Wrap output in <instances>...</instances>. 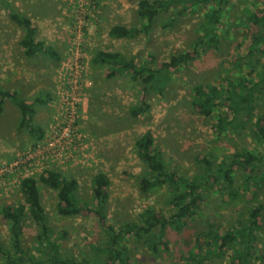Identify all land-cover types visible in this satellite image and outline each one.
<instances>
[{"label":"rangeland","instance_id":"rangeland-1","mask_svg":"<svg viewBox=\"0 0 264 264\" xmlns=\"http://www.w3.org/2000/svg\"><path fill=\"white\" fill-rule=\"evenodd\" d=\"M17 10L32 20L36 37L51 45L58 53L54 59L38 54L27 57L19 45L22 28L13 22L0 0V87L16 90L20 96L33 99L41 96L44 103L35 104L34 123L43 128L40 139H34L24 127H19V108L9 99L0 111V163H12L19 157L32 154L9 173L0 174V210L6 203L22 201L19 189L22 177L37 178L45 169L74 177L78 181L75 192L79 202L94 206L93 176L105 173L110 184L106 213L112 225L128 221L141 223L140 212L150 207L173 213L162 188L144 194L140 179L148 169L140 159L136 139L146 130L153 133L168 166L187 178L209 172L197 157H207L215 168L225 157L238 152L259 149L251 128L237 133L218 135L216 119L198 113L192 105L193 84L212 83L220 86V77L227 73L223 63L235 51V44L246 33L236 25L243 6L264 0H237L220 30L229 31L219 47L198 54L187 66L170 77L163 94L151 91L147 97L149 111L132 116L131 107L142 96L139 82H131L126 75L105 76L101 65H94L92 57L98 50L119 51L127 58L143 64L149 54L157 63L166 61L190 44L197 36L201 9L178 15L175 8L155 18L148 33L134 38L114 39L108 35L112 25L137 26L138 0H8ZM173 19L171 24H166ZM234 69L237 75L239 71ZM37 145L40 151L36 153ZM256 153V152H255ZM260 164L255 173L263 172ZM249 168L235 167L233 189L228 194L226 182L214 181L203 191L197 214L177 224L166 226L162 240L168 249L158 244L156 252L149 246L159 234L154 228L138 237H127V256L131 264H189L197 234L213 227L223 233V226L244 222L247 206L264 202V185L253 184L246 191L243 178ZM41 202L53 236L75 255L93 254V246H102L105 239L101 223L92 214L72 216L58 214L57 190L38 183ZM258 231L253 264H264V220ZM38 227L30 216L23 220V244L36 257ZM10 235L9 222L0 216V236L6 241ZM198 257H204L199 254ZM0 264H4L0 258ZM202 264H238L233 251L225 248L221 257L203 258Z\"/></svg>","mask_w":264,"mask_h":264},{"label":"trees","instance_id":"trees-1","mask_svg":"<svg viewBox=\"0 0 264 264\" xmlns=\"http://www.w3.org/2000/svg\"><path fill=\"white\" fill-rule=\"evenodd\" d=\"M237 0H138L137 16L140 25L126 26L112 25L108 35L114 39L134 38L141 33H148L156 17L162 12L175 8L178 15L194 13L202 10L198 18L197 36L190 44L168 60L157 63L152 54H149L143 64L133 58H127L119 51L98 50L92 57L94 65H101L105 76L111 78L117 75H126L131 82H139L142 87V96L138 98L130 113L139 116L149 111L147 97L151 91L163 94V90L170 77L182 67H187L200 53L219 47L218 43L229 31L220 30V25ZM10 19L22 28L19 45L27 57L38 54L58 59L57 51L44 41L37 39L36 28L32 20L17 10L8 0H4ZM170 19L166 24H171ZM236 25L246 33L236 42L235 51L224 60L225 75L220 77V86L212 83L198 82L191 87V101L195 110L205 117L213 116L216 119L215 131L218 135L237 133L247 127L259 145L255 151L245 150L225 157L217 166L207 157H197L198 161L206 166L209 172L207 179L203 176L187 178L180 175L173 167L168 166L159 147L155 144L153 133L146 130L135 141V147L140 159L147 166V173L140 179V191L144 194L152 190L163 189L168 204L173 213L159 211L150 207L140 212L141 223L128 221L122 225H112L106 213L108 186L110 180L105 173L98 172L92 179V199L94 206L79 202L75 192L78 181L74 177L63 175L51 169L41 171L37 178L24 177L20 180L19 189L23 195L22 201L6 203L1 207L0 216L9 222L10 235L6 241L0 236V258L4 264H131L127 256L126 240L129 236L138 237L158 228L159 234L149 246L156 252L158 244L168 249L162 234L166 226L180 223L188 217L197 214L200 202L203 200V191L211 188L212 178L219 182L223 180L228 186V194L237 196L232 188L236 166L249 168L243 174L246 191L255 184L264 185V170L255 173L258 164L264 167V2L247 3L243 6ZM239 71L237 75L233 70ZM235 70V71H236ZM6 99L11 100L21 114L19 127L28 130L34 139H40L43 128L34 123L36 103H44L41 96L28 99L19 95L16 90H7L0 87V111ZM256 152V153H255ZM43 183L57 192L56 209L62 216H72L78 213L92 214L98 218L105 239L102 246H93L94 253L78 256L65 249L58 241L62 235L53 236L47 222L44 207L41 202L38 183ZM37 225L38 251L42 257H36L23 244V220L26 216ZM264 220V202H257L247 206L246 219L238 225L223 226V233L213 227L197 234L195 247L204 257H198L192 250L188 253L194 264H202L203 258L209 256L221 257L225 248L233 251L238 264H253L256 254L258 231ZM191 263V261L189 262Z\"/></svg>","mask_w":264,"mask_h":264},{"label":"built area","instance_id":"built-area-1","mask_svg":"<svg viewBox=\"0 0 264 264\" xmlns=\"http://www.w3.org/2000/svg\"><path fill=\"white\" fill-rule=\"evenodd\" d=\"M39 148H40L39 145H37V147H36V149H37L36 153H38L40 151ZM31 157H32V154L27 155V156L24 155L22 157H19L16 161H14L12 163H6V164L0 163V174H4V173L11 172L17 166H19L21 163L30 161V158ZM26 177H29V176H26ZM22 178H24V177H22Z\"/></svg>","mask_w":264,"mask_h":264}]
</instances>
